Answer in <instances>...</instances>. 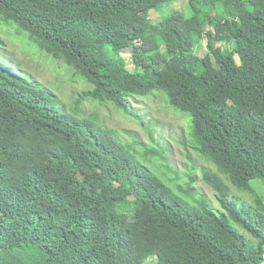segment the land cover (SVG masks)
I'll use <instances>...</instances> for the list:
<instances>
[{
    "label": "trees",
    "instance_id": "16d2710c",
    "mask_svg": "<svg viewBox=\"0 0 264 264\" xmlns=\"http://www.w3.org/2000/svg\"><path fill=\"white\" fill-rule=\"evenodd\" d=\"M177 1L0 0V23L91 86L66 114L0 57V264H264L251 186L264 184V0H186L185 14L149 20ZM156 93L215 167L200 173L220 210L178 195L135 142L78 115L89 101L135 117L129 100Z\"/></svg>",
    "mask_w": 264,
    "mask_h": 264
},
{
    "label": "rangeland",
    "instance_id": "374dc122",
    "mask_svg": "<svg viewBox=\"0 0 264 264\" xmlns=\"http://www.w3.org/2000/svg\"><path fill=\"white\" fill-rule=\"evenodd\" d=\"M198 0H195L197 2ZM186 0L165 5L149 12L152 23H159L172 11L185 14ZM15 25L0 23V57L10 64L13 70L21 71L29 80L50 90L62 104L66 114H72L74 104L82 92L91 88L61 61L53 60L38 49ZM23 33V34H22ZM204 44L201 55H204ZM130 64L128 55H125ZM178 60H172L176 65ZM131 111L136 116L118 111L110 104L83 101L79 107L80 116L93 114L97 123L115 130L125 142H135L136 159L143 166L162 178L183 198L194 202L201 197L210 202L215 210H220L217 196L201 178V170L215 167L200 158L189 146L187 118L170 108L162 93L129 100ZM194 182L190 185L191 181ZM230 187L231 195L239 204L253 205L251 193ZM189 186V187H188ZM255 194L264 200V184L251 182ZM189 189V190H187ZM187 194H185V192Z\"/></svg>",
    "mask_w": 264,
    "mask_h": 264
}]
</instances>
